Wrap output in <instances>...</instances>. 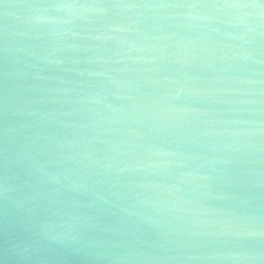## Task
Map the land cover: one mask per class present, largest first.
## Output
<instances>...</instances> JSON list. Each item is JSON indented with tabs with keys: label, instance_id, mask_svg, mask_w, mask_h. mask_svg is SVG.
<instances>
[{
	"label": "water",
	"instance_id": "95a60500",
	"mask_svg": "<svg viewBox=\"0 0 264 264\" xmlns=\"http://www.w3.org/2000/svg\"><path fill=\"white\" fill-rule=\"evenodd\" d=\"M0 264H264V0H0Z\"/></svg>",
	"mask_w": 264,
	"mask_h": 264
}]
</instances>
